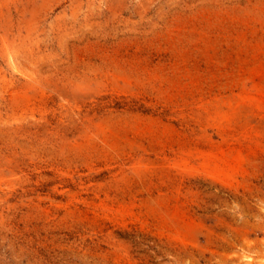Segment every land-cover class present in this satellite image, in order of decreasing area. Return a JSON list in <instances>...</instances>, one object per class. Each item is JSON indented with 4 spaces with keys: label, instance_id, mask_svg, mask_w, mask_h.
Wrapping results in <instances>:
<instances>
[{
    "label": "rangeland",
    "instance_id": "obj_1",
    "mask_svg": "<svg viewBox=\"0 0 264 264\" xmlns=\"http://www.w3.org/2000/svg\"><path fill=\"white\" fill-rule=\"evenodd\" d=\"M0 264H264V0H0Z\"/></svg>",
    "mask_w": 264,
    "mask_h": 264
}]
</instances>
